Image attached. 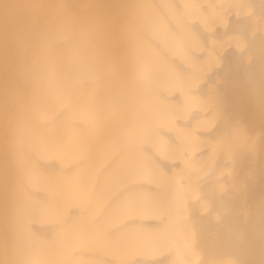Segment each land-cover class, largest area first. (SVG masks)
Wrapping results in <instances>:
<instances>
[{"label": "bare ground", "instance_id": "1", "mask_svg": "<svg viewBox=\"0 0 264 264\" xmlns=\"http://www.w3.org/2000/svg\"><path fill=\"white\" fill-rule=\"evenodd\" d=\"M0 264H264V0H0Z\"/></svg>", "mask_w": 264, "mask_h": 264}]
</instances>
